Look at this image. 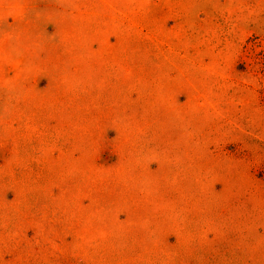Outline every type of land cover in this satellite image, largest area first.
Instances as JSON below:
<instances>
[{
	"label": "rangeland",
	"instance_id": "rangeland-1",
	"mask_svg": "<svg viewBox=\"0 0 264 264\" xmlns=\"http://www.w3.org/2000/svg\"><path fill=\"white\" fill-rule=\"evenodd\" d=\"M0 264H264V0H0Z\"/></svg>",
	"mask_w": 264,
	"mask_h": 264
},
{
	"label": "bare ground",
	"instance_id": "bare-ground-1",
	"mask_svg": "<svg viewBox=\"0 0 264 264\" xmlns=\"http://www.w3.org/2000/svg\"><path fill=\"white\" fill-rule=\"evenodd\" d=\"M24 24V23H23Z\"/></svg>",
	"mask_w": 264,
	"mask_h": 264
}]
</instances>
